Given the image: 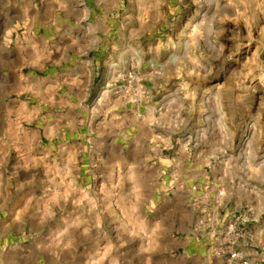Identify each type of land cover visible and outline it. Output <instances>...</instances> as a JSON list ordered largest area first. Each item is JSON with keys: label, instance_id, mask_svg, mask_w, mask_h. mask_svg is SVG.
Segmentation results:
<instances>
[{"label": "rangeland", "instance_id": "374dc122", "mask_svg": "<svg viewBox=\"0 0 264 264\" xmlns=\"http://www.w3.org/2000/svg\"><path fill=\"white\" fill-rule=\"evenodd\" d=\"M0 264H264V0H0Z\"/></svg>", "mask_w": 264, "mask_h": 264}, {"label": "bare ground", "instance_id": "6f19581e", "mask_svg": "<svg viewBox=\"0 0 264 264\" xmlns=\"http://www.w3.org/2000/svg\"><path fill=\"white\" fill-rule=\"evenodd\" d=\"M22 85H23V84H22ZM22 87H23V86H22ZM207 95H208V94H207ZM209 96H210V95H209ZM206 98H207V97H206ZM14 124H15V123H14ZM9 126H10V125H9ZM251 130H252V129H251ZM248 135H249V134H247V136H248ZM25 159H26V158H25ZM27 160H28V159H27ZM30 160H31V159H30ZM35 160H36V159H35ZM22 161H23V160H22ZM25 161H26V160H25ZM33 161H34V160H33ZM43 161H44V160H43ZM43 161H42V162H43ZM28 162H29V161H28ZM28 162H27V163H28ZM34 162H35V161H34ZM24 163H25V162H24ZM45 163H46V162H45ZM29 164H30V163H29ZM31 164H32V163H31ZM31 164H30V165H31ZM48 164H49V163H48ZM26 166H27V165H26ZM44 168H45V167H44ZM42 169H43V168H42ZM46 169H47V168H46ZM44 170H45V169H44ZM51 171H52V170H51ZM118 172H119V171H118ZM50 193H51V192H50ZM51 194H52V193H51ZM46 210H47V209H46ZM130 240H131V239H130ZM59 249H60V248H59ZM59 252H60V251H59ZM62 252H63V251H62ZM64 252H65V251H64ZM7 258H8V257H7ZM7 258H6V259H7Z\"/></svg>", "mask_w": 264, "mask_h": 264}]
</instances>
